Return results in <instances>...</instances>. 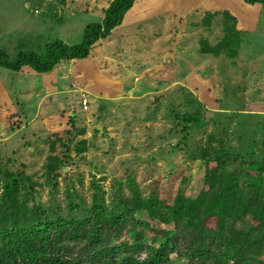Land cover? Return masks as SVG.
<instances>
[{
	"label": "rangeland",
	"instance_id": "1",
	"mask_svg": "<svg viewBox=\"0 0 264 264\" xmlns=\"http://www.w3.org/2000/svg\"><path fill=\"white\" fill-rule=\"evenodd\" d=\"M110 2L0 0V46L13 55L40 53L53 39L78 43ZM132 6L85 58L62 60L46 73L0 68V192L12 171L27 179L18 198L30 192L29 205L63 210L71 200L87 209L97 195L110 206L136 189L165 207L178 193L193 198L205 189L204 173L216 159L238 174L264 157V5L136 0ZM227 14L239 31L238 38L229 34L238 42L233 55L222 42L225 24H232ZM207 45L225 48L203 52ZM209 134L216 136L211 142ZM208 147L219 148L214 157ZM203 149L209 158H199ZM50 156L63 161L54 178L46 171ZM135 217L166 227L145 212ZM206 224L213 228L214 220ZM186 262L172 254L167 264Z\"/></svg>",
	"mask_w": 264,
	"mask_h": 264
},
{
	"label": "trees",
	"instance_id": "2",
	"mask_svg": "<svg viewBox=\"0 0 264 264\" xmlns=\"http://www.w3.org/2000/svg\"><path fill=\"white\" fill-rule=\"evenodd\" d=\"M135 1L111 0L101 21L87 24L78 43L53 39L40 53L24 49L13 55L0 46V68L17 72L27 66L46 73L62 60L85 58L96 40L121 24ZM244 2L264 5V0ZM227 15L232 24H225L222 42L233 55L238 42L229 34L238 38L239 31L235 17ZM225 47L207 45L203 52L219 54ZM208 136L210 142L216 138ZM84 143L80 142L79 149H85ZM205 152L199 158H209ZM62 163L56 156L48 158L46 171L51 178L58 175ZM214 165L206 169V187L196 197L178 193L165 207L151 197L140 198L132 189L130 197L122 196L110 206L93 195L89 208L70 200L63 210L41 203L29 205L30 192L19 199L18 191L27 179L8 171L0 192V264H167L172 254L186 257V264H264V258L258 257L264 249V157L247 162L238 174L225 172L219 159ZM66 193L68 198L71 193ZM141 212L171 226L153 229L147 219L135 217ZM211 218L213 228L206 224ZM146 229L153 232L151 236Z\"/></svg>",
	"mask_w": 264,
	"mask_h": 264
},
{
	"label": "crops",
	"instance_id": "3",
	"mask_svg": "<svg viewBox=\"0 0 264 264\" xmlns=\"http://www.w3.org/2000/svg\"><path fill=\"white\" fill-rule=\"evenodd\" d=\"M253 5L255 6V5H257V4H253ZM259 5H261V4H259ZM132 7H133V6H132ZM132 7H131V8L128 10V12H129L130 10H132V9H133ZM117 27H118V26H117Z\"/></svg>",
	"mask_w": 264,
	"mask_h": 264
},
{
	"label": "built area",
	"instance_id": "4",
	"mask_svg": "<svg viewBox=\"0 0 264 264\" xmlns=\"http://www.w3.org/2000/svg\"><path fill=\"white\" fill-rule=\"evenodd\" d=\"M82 103L85 105V101L83 100Z\"/></svg>",
	"mask_w": 264,
	"mask_h": 264
}]
</instances>
